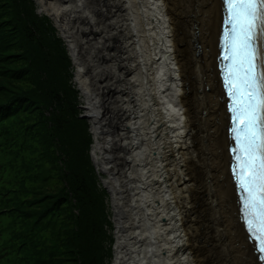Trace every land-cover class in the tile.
I'll use <instances>...</instances> for the list:
<instances>
[{"label":"bare ground","instance_id":"6f19581e","mask_svg":"<svg viewBox=\"0 0 264 264\" xmlns=\"http://www.w3.org/2000/svg\"><path fill=\"white\" fill-rule=\"evenodd\" d=\"M36 1L76 66L92 156L113 199V264H260L229 172L222 1Z\"/></svg>","mask_w":264,"mask_h":264},{"label":"trees","instance_id":"16d2710c","mask_svg":"<svg viewBox=\"0 0 264 264\" xmlns=\"http://www.w3.org/2000/svg\"><path fill=\"white\" fill-rule=\"evenodd\" d=\"M35 8L0 0V264H104L112 222L90 124L68 50Z\"/></svg>","mask_w":264,"mask_h":264},{"label":"snow or ice","instance_id":"6c2138e0","mask_svg":"<svg viewBox=\"0 0 264 264\" xmlns=\"http://www.w3.org/2000/svg\"><path fill=\"white\" fill-rule=\"evenodd\" d=\"M224 87L231 99L234 178L251 239L264 254V0H224ZM264 258V257H262Z\"/></svg>","mask_w":264,"mask_h":264},{"label":"rangeland","instance_id":"374dc122","mask_svg":"<svg viewBox=\"0 0 264 264\" xmlns=\"http://www.w3.org/2000/svg\"><path fill=\"white\" fill-rule=\"evenodd\" d=\"M34 2H35V5H36V12L39 14V15H41V16H46L48 19H49V21L51 22V24L54 26V28H55V30H56V34H57V36H58V38H60L61 40H62V42L65 44V46H66V48L68 47V45L66 44L67 42H66V40L62 37V35L60 34V32H59V30L57 29V27H56V24L54 23V21H53V19L48 15V14H46V13H42V12H40V10H39V6H38V3L36 2V0H34ZM92 32V31H91ZM89 32L88 31V33L86 34V36L88 37V36H92L93 38H95L96 36H99L100 35V33L99 34H95L94 32ZM67 50H68V48H67ZM106 50L107 51H113V50H116V48L115 47H113V45H107L106 46ZM68 54H69V57H70V59H71V62H72V65H71V70H72V80H71V82H72V84H73V86L76 88V90H77V96H78V107H79V109H80V116L81 117H83V118H85V119H87L88 120V123L90 124L89 125V132H90V135H91V139H92V142H91V146H90V155H91V158H92V161H93V163H94V166H95V169H97V166H96V163H95V161L93 160V156H92V154H93V145H94V143H95V138H94V134H93V131H92V129H91V122H90V118H88V117H84V115H86V109H85V107H86V102L84 101V99H83V95H82V92L80 91V89H79V85H78V83H77V81H76V66H75V64L73 63V60H72V57H71V55H70V51L68 50ZM100 61H101V63H109L111 60L109 59V58H106L105 56H102L101 58H100ZM104 79H109L110 81H112L113 80V77H112V75L110 74V73H108V74H106V76L104 77ZM109 93V95H111V96H113L112 98L114 99V96L116 95V94H118V92H108ZM105 97V96H104ZM111 128H114V130H116V131H118V129H119V124H114V125H112L111 126ZM117 146V145H116ZM116 146H114V148L113 149H116L117 147ZM116 151H117V149H116ZM121 153V152H120ZM113 154L114 155H116V152H113ZM120 163H122V159H121V157H119L118 159H117ZM96 172H97V170H96ZM100 174L102 175V176H104V178L105 177H107V173H104V172H100ZM98 180H99V182H98V184H99V186L101 187V184H100V179H99V177H98ZM103 184V183H102ZM103 186H104V184H103ZM104 188L106 189V191H107V196H105V202H106V210H107V215H108V219L112 222V225L111 226H109V225H106V232H107V234H106V237H105V239L103 240V245H104V248H106V250L107 251H109V255H105V257H104V264H113L114 263V259H115V253H116V242H117V234H116V231H117V224H116V219H115V210H114V207H113V203H111V201L113 200L112 199V196H110L111 195V192H109V189L108 188H106L105 186H104ZM77 212V211H76ZM111 238V239H110ZM110 240H112V241H110ZM107 248H109V249H107Z\"/></svg>","mask_w":264,"mask_h":264},{"label":"water","instance_id":"95a60500","mask_svg":"<svg viewBox=\"0 0 264 264\" xmlns=\"http://www.w3.org/2000/svg\"><path fill=\"white\" fill-rule=\"evenodd\" d=\"M84 117H88L87 114L84 115ZM88 118H89V117H88ZM244 235L247 236V238H248L247 232H246L245 230H244ZM251 247H252L253 251L255 252V256H256V258L259 257V255H258V253H257V248H256V242H255V241L252 242ZM257 260H258V262H259L260 264H264L263 261H260L259 259H257Z\"/></svg>","mask_w":264,"mask_h":264}]
</instances>
